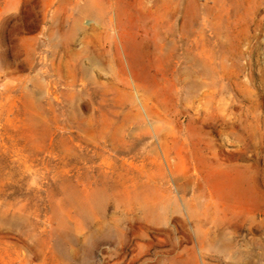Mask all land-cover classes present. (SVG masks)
Masks as SVG:
<instances>
[{
	"label": "rangeland",
	"instance_id": "obj_1",
	"mask_svg": "<svg viewBox=\"0 0 264 264\" xmlns=\"http://www.w3.org/2000/svg\"><path fill=\"white\" fill-rule=\"evenodd\" d=\"M0 264H264V0H0Z\"/></svg>",
	"mask_w": 264,
	"mask_h": 264
}]
</instances>
